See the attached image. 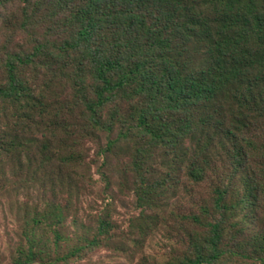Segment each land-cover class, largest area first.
Returning a JSON list of instances; mask_svg holds the SVG:
<instances>
[{
  "label": "trees",
  "instance_id": "1",
  "mask_svg": "<svg viewBox=\"0 0 264 264\" xmlns=\"http://www.w3.org/2000/svg\"><path fill=\"white\" fill-rule=\"evenodd\" d=\"M0 28V197H17L20 221L13 264L126 253L130 240L137 264L264 262V229L248 233L264 208V0H0ZM102 135L107 153L131 150L143 208L133 238L110 211L88 224L72 203L87 166L80 143ZM182 179L208 196L180 215L187 250L161 261L143 249Z\"/></svg>",
  "mask_w": 264,
  "mask_h": 264
},
{
  "label": "rangeland",
  "instance_id": "2",
  "mask_svg": "<svg viewBox=\"0 0 264 264\" xmlns=\"http://www.w3.org/2000/svg\"><path fill=\"white\" fill-rule=\"evenodd\" d=\"M9 9L2 10V14L7 15ZM2 33L8 32L2 31ZM117 135L118 129L111 134V137L115 138ZM106 141L105 135H102L100 140L81 141L79 151L84 152L87 166L80 169L84 177L80 189L72 197V203L79 211L78 216L88 224H93L97 214L110 211L112 219L121 229L133 231V234H130L133 238L139 230L138 224L134 223L133 219L143 208L138 205L134 192L135 178L129 167L131 150L121 143L107 153ZM103 150L108 154L106 160L102 156ZM102 173L107 175L109 183ZM206 196H208V188L193 187L183 179L177 189H170L163 197L160 223L148 236L143 251L161 261L186 251L187 231L191 230V227L180 215L195 209L196 204ZM31 197L35 199L36 194ZM16 199L17 197L14 196L0 197V264L14 262L20 234V221L12 205L13 203L15 205ZM252 217L253 224L248 233L264 229V208H260ZM129 248L130 251L126 253L100 251L71 264H137L140 249L132 246L131 240ZM227 264H264V262L255 258L237 257Z\"/></svg>",
  "mask_w": 264,
  "mask_h": 264
}]
</instances>
